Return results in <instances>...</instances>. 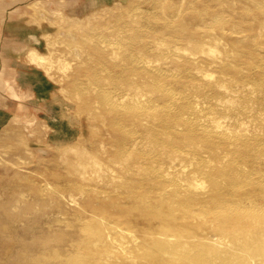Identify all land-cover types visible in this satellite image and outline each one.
<instances>
[{
  "label": "bare ground",
  "instance_id": "1",
  "mask_svg": "<svg viewBox=\"0 0 264 264\" xmlns=\"http://www.w3.org/2000/svg\"><path fill=\"white\" fill-rule=\"evenodd\" d=\"M142 8L103 23L124 49L81 36L91 40L83 62L86 93L95 97L83 105L96 104L86 109L100 135L94 147L59 145L57 159L68 161L72 176L63 183L69 190L54 196L58 212L82 202L139 231H124L131 244L106 231L113 254L95 250L86 264H110V256L127 264L219 257L264 264V0H143ZM61 19L87 23L66 13ZM54 42L48 39V52L31 47L27 60H50ZM58 64L65 73L72 67L65 57ZM90 242L98 240L85 249Z\"/></svg>",
  "mask_w": 264,
  "mask_h": 264
},
{
  "label": "rangeland",
  "instance_id": "2",
  "mask_svg": "<svg viewBox=\"0 0 264 264\" xmlns=\"http://www.w3.org/2000/svg\"><path fill=\"white\" fill-rule=\"evenodd\" d=\"M142 4L143 0H0V34L6 18L14 19V23L9 25V31L14 33L26 30V24H29L27 27L43 24L42 28L46 29L47 33L42 36V44H45L40 51H49L47 43L50 38L55 40L57 48L56 53L49 56L50 60L35 64L27 60L26 54L25 61L37 68L45 88H38L37 102L32 98L33 93L30 90L19 94L18 98L27 100L29 107H18L15 113L19 117H11L6 122L8 127L5 129L4 126L0 127V264H86L95 250L102 255L113 254L115 249L109 245L108 238L103 236L106 231L109 234L113 232V238L125 234V238H120L124 243L134 237L132 234H139L137 229L129 227L125 217L109 218L108 214L101 212L94 215L88 204L85 206L82 202L76 203L75 207L65 205L63 212H58L56 201H61V197H56L58 191L69 190L68 185L63 183L72 176L70 168H67L68 161L66 163L57 159L59 145L80 143V146L94 147L100 135L98 119L93 117L92 112L96 104L93 103L92 110H88L91 108V102L88 100L94 101L95 97L85 90V87H89V81H86L89 78V65L83 60L87 59L88 46L96 39L105 38L109 34V30L103 28L105 21L109 23L111 19L141 14L144 11ZM51 10L56 12L55 17L50 16ZM65 13L77 15L87 23L80 28L72 21L61 19ZM208 18V22L212 20L210 16ZM19 20H22L21 24ZM83 34L91 36L89 38L93 40L85 36L84 41L81 38ZM48 35L50 36L47 37ZM78 38L79 42L74 43ZM106 38L115 42L112 44L114 46L121 45L116 42L114 34L110 33ZM86 41L91 42L84 44ZM68 43L77 48L80 53L78 58L70 54ZM121 48L124 49V45H121ZM2 56L3 52L0 51V58ZM62 57L72 63L66 73L58 64ZM4 72H0V91L12 95V89L5 84ZM72 77L80 83L77 84L78 81H73ZM32 101H35L36 105L32 104ZM87 102L88 105H83ZM27 135H31L29 143ZM27 147L31 148L33 154L26 150ZM59 187L62 189L59 190ZM54 190L57 192L53 195ZM86 210L89 212H85ZM99 222L107 226H96ZM59 225H66L65 230L55 229ZM124 231L132 233V238L128 236L130 233L127 235ZM91 239H97L98 242H90L89 249H85V243ZM105 248L112 252L105 253ZM106 258L110 264H127L122 262L121 258ZM177 261L180 262L179 259ZM237 261L224 263L219 257L214 258L213 264H251L249 260ZM148 263L150 262L136 261L134 264ZM185 263L196 264L190 261Z\"/></svg>",
  "mask_w": 264,
  "mask_h": 264
},
{
  "label": "crops",
  "instance_id": "3",
  "mask_svg": "<svg viewBox=\"0 0 264 264\" xmlns=\"http://www.w3.org/2000/svg\"><path fill=\"white\" fill-rule=\"evenodd\" d=\"M14 19L6 18L2 24L0 34V51L3 52V56L0 58V69L4 72L5 84L12 89V95L7 92L0 91V127L4 126V129L8 127L6 122L16 115V109L20 106L26 105L29 107L27 100L18 98L23 92H32L33 99L38 98V88H45V83L41 78V75L37 73V68L32 66L31 63L25 61V57L31 47H36L41 50L43 47L42 36L47 33L46 29H43V24L36 26H29L26 24V20H23L26 24V30L20 32L9 31V25L13 24ZM20 24L22 20H19ZM6 64V65H5ZM20 94V95H19ZM35 101L32 104L36 105ZM31 135H27L28 143L30 142Z\"/></svg>",
  "mask_w": 264,
  "mask_h": 264
}]
</instances>
